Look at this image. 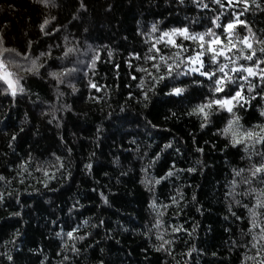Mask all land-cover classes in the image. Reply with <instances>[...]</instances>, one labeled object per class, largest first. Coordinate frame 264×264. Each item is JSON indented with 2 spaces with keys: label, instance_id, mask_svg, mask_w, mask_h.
Returning <instances> with one entry per match:
<instances>
[{
  "label": "trees",
  "instance_id": "trees-1",
  "mask_svg": "<svg viewBox=\"0 0 264 264\" xmlns=\"http://www.w3.org/2000/svg\"><path fill=\"white\" fill-rule=\"evenodd\" d=\"M203 3L208 7H197L193 0H0V59L12 61L8 67L23 77L26 89L12 96L3 92L7 86L0 81V176L7 178V183L0 181V191L13 193L0 203V254L9 253L13 260L0 255V264H255L264 257L259 244L252 246V233L259 229H252L244 207L255 203L252 194L243 195L246 186L240 184L235 194L227 195L232 191L233 169L248 166L245 149L225 147L227 137L217 133L228 114L214 113L211 123L201 129L198 116L185 114L201 102L195 86L189 87L183 99L158 92L147 108L127 99L129 91L137 93L139 81L132 77L143 75L135 66L147 67L143 59L136 60L129 53L143 56L147 52L144 33L152 24L158 22L160 30L188 25L192 31H203L218 11L223 12L224 22L228 9L218 10L212 0ZM257 3L259 8L251 5L244 10L237 4L231 11L241 13L240 19L252 27L257 39L264 40V0ZM46 19L50 21L47 35L39 28ZM234 34L247 33L238 26ZM66 43L78 51L62 57ZM49 48V66L39 75L16 67L25 63L26 53L34 58ZM92 49L99 52L95 75H86L80 67L71 78L76 93L67 82L58 86L47 76L49 70L87 63ZM125 61H131V66ZM89 79L102 90L88 88ZM180 79L191 85L189 79ZM250 79L259 85L258 77ZM58 91L64 93L59 99ZM207 91L204 83L203 93ZM63 104L70 105V110ZM121 105L125 112L120 111ZM259 106L250 102L238 113L246 128L261 122ZM169 109L176 116L165 119ZM146 120L157 127L153 129ZM169 142L171 147L162 151ZM198 147L204 151L197 152ZM256 151L264 152V146L257 145ZM158 152L160 156L153 161ZM22 162L30 167L18 176L17 166ZM88 163H92L91 171L84 167ZM173 164L184 170L178 178L169 177L152 191L141 183L142 167L146 178H151L164 175ZM193 166L198 170L186 171ZM40 168L55 178L41 183L45 177ZM177 189L184 200L171 205ZM101 192L108 204L101 202ZM149 200L169 205L161 209L165 227L180 224L187 229L163 233L164 239L173 241L165 246L168 251L152 247L160 243L155 229L144 235L156 216ZM17 211L20 216L10 215ZM72 228L79 229L78 235H89L69 240L65 234ZM16 230L20 235L5 245ZM73 244L78 252L71 251ZM193 245L195 251L182 255Z\"/></svg>",
  "mask_w": 264,
  "mask_h": 264
},
{
  "label": "snow or ice",
  "instance_id": "snow-or-ice-1",
  "mask_svg": "<svg viewBox=\"0 0 264 264\" xmlns=\"http://www.w3.org/2000/svg\"><path fill=\"white\" fill-rule=\"evenodd\" d=\"M180 2L182 3L183 0H180ZM193 3L197 7H208L207 4L203 3V0H193ZM212 3L218 6V10L228 9L229 14L224 17V22H222L223 12L218 11L217 14L210 17V26L205 27L203 31H192L188 25L165 30L158 28V22L151 25L150 30L144 33L147 37L145 42L149 44L147 52L143 56L135 51L129 53V56L136 60L143 59L147 67L135 66L136 72L143 73V75L132 77L134 82L139 81L136 83L137 93L134 94L129 91L127 99L129 101L135 100L137 104L147 108L151 102V98L158 92H162L164 96H174L183 99L188 93L189 87L195 86L194 90L201 93V102L194 104L185 114L198 116L201 121L199 124L201 129L211 123L214 113L221 112L228 114L226 122L222 128L217 129V133L227 137L225 147L242 146L245 149L248 166L246 168L233 169L232 191L227 193V195L232 196L235 194L236 187L240 184L246 186L243 195L252 194L255 203L250 207L248 205L244 206L247 209L252 229H259L258 232L252 233V241L255 242L252 246L256 247L259 244L260 251L264 252V187L256 188L252 186L255 183L264 185V152L256 151L257 145L264 146V40L257 39V35L252 27L245 20L240 19L241 13H233L231 11L237 4L242 6L244 10H248L251 5H255L257 8L260 5L257 3V0H212ZM49 23L50 21L46 19L39 25L41 32H44L46 35L45 28ZM238 26L247 34L243 36L234 34ZM217 29H222V32H218ZM53 31H56V29H53ZM261 35H264V33H261ZM178 37L180 41L177 40ZM2 44L3 41L0 40V45ZM158 45L162 47H158ZM88 48L91 49L92 46L89 45ZM3 51L14 50L4 49ZM76 51L78 49L75 46H68L66 43L61 56L67 57ZM51 54V48L40 52L34 58L26 53L25 63L16 64V67L26 74L39 75L42 69L49 66V59L47 58H51ZM108 56H112L111 50H109ZM42 58H46L44 59V63H40ZM220 58H223V60ZM98 59V50L92 49L91 59L87 63L81 62L74 68L60 67L58 70H49L47 76L53 79L58 86L67 82V87L71 89V92L76 93L78 89L71 82L73 74L78 72L80 67H83L86 75H95L96 61ZM8 63H12V61L6 63L4 59H0V81L7 86L2 89L3 92L9 93L12 96H16L17 93H24L26 89L21 83L23 77H20L17 72L11 70L8 67ZM125 63L131 66V61H125ZM88 70H91V72ZM180 77L189 79L191 85L185 84ZM251 77H258L260 81L259 85L251 80ZM204 83L208 84L207 94L203 93ZM87 87L97 92L102 90L91 79H89ZM163 89H167V91H163ZM63 96L64 93L58 91V99ZM95 99H99V97ZM250 102L259 103L258 112L261 122L246 128L241 123L242 117L238 113ZM62 107L67 110L71 108L68 104H63ZM120 111L125 112L124 105L120 106ZM168 112L169 115L165 119L176 116V113L172 112L171 109ZM118 119H124V117H118ZM146 124L151 125V121L146 120ZM151 127L154 129L157 125H151ZM15 139L16 136L13 134L12 140ZM170 147L171 142L166 143L163 145L162 151ZM69 151L71 150L69 149ZM196 151L203 152L204 149L198 147ZM160 154L159 152L156 153V156L152 158L153 161ZM254 157L256 158L255 162H253ZM56 160L59 163V168L63 169L64 165L60 163V158L57 157ZM113 163H116V161L114 160ZM195 164L201 165V161L196 160ZM17 167V175L19 176L24 174V170L30 167V164L22 162ZM84 167L91 171L92 163L85 164ZM148 167H151V165H148ZM37 170L43 172L45 179L41 183L45 185L48 180L55 178L54 175H49L43 168ZM197 170V167L193 166L189 167L186 171L195 172ZM181 171L184 170L176 169L173 164L164 175L146 178V168L142 167L141 172L145 175L142 176L141 183L146 189L152 191L155 185L161 184L162 181L169 177L177 176L178 178V173ZM0 181L7 183V178L0 176ZM12 194V192L5 193L0 191V203L4 202L6 195L11 196ZM16 195L18 197L19 193ZM176 196H179L180 199L177 200ZM100 200L103 204H108V198L102 192L100 193ZM183 200V193L177 189L176 194L170 198V204L179 205ZM192 200H196L195 195L192 196ZM234 202L239 203L238 200ZM149 207L156 213V216L154 222L151 224V228L146 230L144 235L151 234L152 230L155 229V238L160 243L158 245L154 244L152 247L158 252L161 250L168 251L165 246H170L173 241L172 239H164L163 233L165 231L172 233L186 232L187 229L180 224L165 227V222L162 219L164 212L161 209H167L169 207L168 204L158 205L155 200H149ZM197 211H200V209L197 208ZM229 212H231L230 207ZM10 215L20 216V212L17 211ZM233 215L235 214L233 213ZM236 219H240V217H236ZM85 223H87V220H85ZM92 226L96 227L97 225ZM78 232V228H72L65 235L69 240L73 241L83 240L85 236L89 235L88 232L78 235ZM188 234L192 235V233ZM19 235V230H16L11 241H6L5 245L14 243L15 238ZM56 235L61 236V233L57 232ZM65 243L61 244V248L65 247ZM195 250V246L193 245L192 247H188L187 252L182 255H190ZM71 251L75 253L79 249L73 244ZM0 255L6 256L9 262L13 260V256L9 253ZM212 255L215 256L216 253H212ZM67 259V257H64V260ZM249 259L254 260L253 257H249ZM41 264H43V261ZM185 264H187V261H185ZM255 264H264V257L255 261Z\"/></svg>",
  "mask_w": 264,
  "mask_h": 264
}]
</instances>
